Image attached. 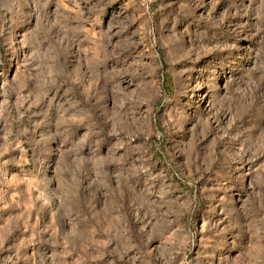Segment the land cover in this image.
<instances>
[{
  "label": "rangeland",
  "instance_id": "obj_1",
  "mask_svg": "<svg viewBox=\"0 0 264 264\" xmlns=\"http://www.w3.org/2000/svg\"><path fill=\"white\" fill-rule=\"evenodd\" d=\"M0 264H264V0H0Z\"/></svg>",
  "mask_w": 264,
  "mask_h": 264
}]
</instances>
